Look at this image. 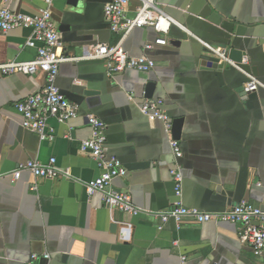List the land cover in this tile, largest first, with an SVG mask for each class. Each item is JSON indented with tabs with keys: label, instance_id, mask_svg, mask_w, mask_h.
Returning a JSON list of instances; mask_svg holds the SVG:
<instances>
[{
	"label": "crops",
	"instance_id": "0c3cea01",
	"mask_svg": "<svg viewBox=\"0 0 264 264\" xmlns=\"http://www.w3.org/2000/svg\"><path fill=\"white\" fill-rule=\"evenodd\" d=\"M107 1L12 0L10 7L30 14L49 7L60 51L79 57L96 44L120 40L105 18ZM158 2L186 30L174 25L168 44L149 51L145 45L159 35L153 28L136 29L125 38L131 55L155 60L151 71L109 74L102 60L63 63L58 85L80 115L67 123L52 119V141L25 129L15 107L43 89L46 75H0V264H26L33 254V264H264L230 222L188 220L178 227L155 215L181 203L222 212L247 200L264 209V88L245 93L247 77L197 39L229 55L240 51L242 60L232 59L247 60L244 66L264 82V0ZM138 5L139 0L131 1L130 15ZM31 33L19 28L0 34V62L33 59L37 50L26 45ZM150 82L156 85L153 97L146 96ZM145 98L163 100L173 122L183 119L179 160L163 124L142 112ZM88 114L107 124L106 150L128 170L113 187L131 194L139 215L111 209L101 192L88 196L84 183L102 172L81 150L93 134ZM52 157L67 178L24 173L11 181L19 164L48 163ZM177 162L184 176L181 194L171 174ZM123 223L133 225L128 242L119 237Z\"/></svg>",
	"mask_w": 264,
	"mask_h": 264
},
{
	"label": "built area",
	"instance_id": "2783aa9c",
	"mask_svg": "<svg viewBox=\"0 0 264 264\" xmlns=\"http://www.w3.org/2000/svg\"><path fill=\"white\" fill-rule=\"evenodd\" d=\"M52 1L46 0L48 5H51ZM131 1L108 0L104 6L105 18L111 31L121 35L116 44L99 43L87 48L82 56L74 57L60 51L62 41L57 23L54 21L49 7L39 14L15 12L10 7L12 0H0V34L19 28L31 29L32 33L26 45L37 50L36 56L31 60L0 62V75L9 76L20 73L33 76L44 73L47 79L43 89L15 105L22 116V126L25 129L37 133L41 140L52 141L56 137L55 128L51 124L52 119L58 123H67L80 115L79 106L69 101L58 85L63 63L102 60L106 63L109 74L127 70L151 71L156 66L155 60L147 54L131 55L123 45L125 38L136 29L153 28L159 35L153 43L145 45V50L149 51L155 45L165 46L168 44L167 36L174 25L186 30L163 9L158 0H139V5L133 15H130L128 10ZM197 39L220 60L238 69L247 77L244 86L245 93L264 88V82L245 68L244 64L247 63V60L237 62L229 56L227 49ZM75 83H78L77 79ZM131 97L133 98V96ZM141 110L150 120L163 124L175 158L178 160L182 158L183 151L180 141L174 137L173 120L165 111L163 100L145 98ZM87 120L93 134L91 138L82 141L81 150L89 154L102 169L99 176L84 183L88 196L91 197L95 193L101 192L111 209H118L129 215H139L142 210L133 203L131 194L118 191L113 187L114 179L127 176L128 170L120 158L110 155L106 150L107 124L96 114H88ZM24 173L46 179L69 176L68 172L58 167L56 157H52L48 163L31 159L19 164L11 173V181L16 182ZM171 174L175 183V191L181 194L184 188V176L179 162L171 169ZM155 215L162 223L174 220L178 227L188 220L198 223L230 222L236 226L238 239L242 243L250 245L255 255L264 258V209L251 201L242 200L222 212L203 210L181 203L169 210L156 212ZM132 231L131 223H123L119 231L120 239L124 242L130 241ZM36 257L37 255L33 254L31 260L26 264H33ZM44 257L49 258L50 255L45 253Z\"/></svg>",
	"mask_w": 264,
	"mask_h": 264
},
{
	"label": "water",
	"instance_id": "95a60500",
	"mask_svg": "<svg viewBox=\"0 0 264 264\" xmlns=\"http://www.w3.org/2000/svg\"><path fill=\"white\" fill-rule=\"evenodd\" d=\"M79 2V0H69V3L73 4V5H76L77 3ZM62 28V27H61ZM231 58H235V59H239V60H242L241 58V53L240 51L236 50V49H233L229 55ZM246 68V67H245ZM247 69V68H246ZM248 70V69H247ZM155 83L154 82H150L148 85H147V88H146V96L147 97H153L154 95V89H155ZM182 126H183V119H176L174 122H173V134H174V137L179 139L180 138V133H181V130H182Z\"/></svg>",
	"mask_w": 264,
	"mask_h": 264
}]
</instances>
